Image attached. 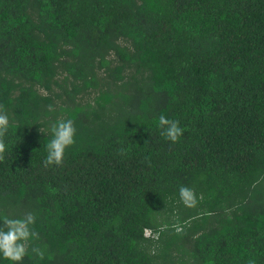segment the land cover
I'll return each instance as SVG.
<instances>
[{"label": "trees", "instance_id": "1", "mask_svg": "<svg viewBox=\"0 0 264 264\" xmlns=\"http://www.w3.org/2000/svg\"><path fill=\"white\" fill-rule=\"evenodd\" d=\"M0 104V217L44 251L0 264H264V0H0Z\"/></svg>", "mask_w": 264, "mask_h": 264}, {"label": "clouds", "instance_id": "2", "mask_svg": "<svg viewBox=\"0 0 264 264\" xmlns=\"http://www.w3.org/2000/svg\"><path fill=\"white\" fill-rule=\"evenodd\" d=\"M49 111H54L52 105H48ZM158 126L161 129L160 135L172 143L178 142L184 132V128L179 126V121L170 119L165 115L158 118ZM9 128V116L3 104H0V161L4 159L6 149L4 136ZM41 131V130H40ZM51 138L45 145L47 156L43 160V166H60L63 163L66 148L75 143L74 137L76 129L71 119H61L53 123L50 127ZM126 149H118L123 153ZM181 201L188 207H194L197 203L196 195L193 189L181 185L179 188ZM36 216L32 212H27L21 218H10L8 216L0 217V254L5 259L13 262L21 261L31 252L38 258L43 259L44 251L37 246H31L33 239L39 240V234L32 229L35 224ZM144 235L149 236L150 230L144 229Z\"/></svg>", "mask_w": 264, "mask_h": 264}]
</instances>
